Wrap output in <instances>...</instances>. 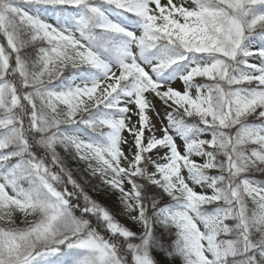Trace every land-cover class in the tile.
<instances>
[{"label": "snow or ice", "instance_id": "6c2138e0", "mask_svg": "<svg viewBox=\"0 0 264 264\" xmlns=\"http://www.w3.org/2000/svg\"><path fill=\"white\" fill-rule=\"evenodd\" d=\"M0 264H264V0H0Z\"/></svg>", "mask_w": 264, "mask_h": 264}, {"label": "rangeland", "instance_id": "374dc122", "mask_svg": "<svg viewBox=\"0 0 264 264\" xmlns=\"http://www.w3.org/2000/svg\"><path fill=\"white\" fill-rule=\"evenodd\" d=\"M162 2H163V0H162Z\"/></svg>", "mask_w": 264, "mask_h": 264}]
</instances>
